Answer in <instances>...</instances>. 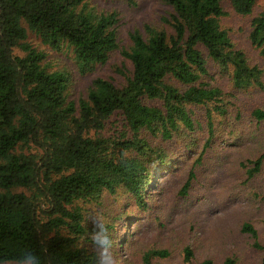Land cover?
I'll return each mask as SVG.
<instances>
[{"label": "trees", "instance_id": "16d2710c", "mask_svg": "<svg viewBox=\"0 0 264 264\" xmlns=\"http://www.w3.org/2000/svg\"><path fill=\"white\" fill-rule=\"evenodd\" d=\"M161 1L171 7L162 18L170 30L144 24V33H129L122 53L132 69L125 83L97 76L75 101L68 98L67 70L49 67L28 31L52 49L70 48L84 71L119 47L117 12L89 0H0V263L35 257L36 264H118L113 244L111 251L108 241L107 251L99 248L102 226L90 209L120 190L138 208H149L151 176L171 155L161 142L193 128L192 105L205 107L213 132L214 113L227 107L222 89L204 79L203 50L230 72L233 87L262 85V68L220 24V0ZM230 3L250 14L256 0ZM250 25L249 40L264 57V6ZM252 115L264 119V108ZM263 158L248 159L249 177ZM241 230L264 249L252 223L244 221ZM169 254L165 247L148 248L138 264ZM192 256L185 246L184 259ZM224 264L235 260L226 257Z\"/></svg>", "mask_w": 264, "mask_h": 264}, {"label": "rangeland", "instance_id": "374dc122", "mask_svg": "<svg viewBox=\"0 0 264 264\" xmlns=\"http://www.w3.org/2000/svg\"><path fill=\"white\" fill-rule=\"evenodd\" d=\"M220 1L225 11L220 24L249 62L262 68V85L233 87L230 72L221 69L203 50L209 70V77L204 79L222 89L227 107L224 114L214 113L213 132L207 128L205 107L192 105L193 128L182 129L161 142L171 155L151 176L146 189L149 208H138L131 196L120 190L106 195V202L98 210L90 209L91 218H96L98 227L102 226L98 232L99 248L107 251L108 241L111 251L113 244L118 264H138L143 251L153 247H165L170 254L153 257L151 264H199L205 258L212 259L213 264H224L226 257L234 258L235 264H264V249L254 246V239L241 230L242 223L249 221L264 245V158L260 169L251 177L246 172L248 159L264 153V119L252 115L254 108H264V57L249 40L251 19L262 9L264 0H256L250 14L237 13L230 0ZM89 2L117 12L119 47L105 62L81 71L70 48L52 49L30 31L27 38L45 52L44 62L49 67L67 70L68 98L75 101L85 97L97 76L109 78L118 86L125 83L132 64L122 49L130 44V32L139 29L144 33V24L170 30L162 18L171 7L161 0ZM119 117L115 114L111 119L117 124ZM191 171L193 176L185 188ZM185 246L193 251L189 260L183 257Z\"/></svg>", "mask_w": 264, "mask_h": 264}, {"label": "clouds", "instance_id": "9594fccd", "mask_svg": "<svg viewBox=\"0 0 264 264\" xmlns=\"http://www.w3.org/2000/svg\"><path fill=\"white\" fill-rule=\"evenodd\" d=\"M25 264H36V258L35 257H28Z\"/></svg>", "mask_w": 264, "mask_h": 264}]
</instances>
